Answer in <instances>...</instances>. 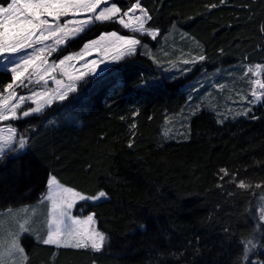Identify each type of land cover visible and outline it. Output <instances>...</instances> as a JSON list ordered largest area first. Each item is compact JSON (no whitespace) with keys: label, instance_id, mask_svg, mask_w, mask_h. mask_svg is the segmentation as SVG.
<instances>
[{"label":"trees","instance_id":"trees-1","mask_svg":"<svg viewBox=\"0 0 264 264\" xmlns=\"http://www.w3.org/2000/svg\"><path fill=\"white\" fill-rule=\"evenodd\" d=\"M115 2L126 10L135 0ZM142 5L153 17L148 27L161 31L157 40L137 35L142 44L158 47L174 25L201 45L202 65L209 70L264 63V34L258 30L264 0H142ZM110 31L131 34L118 23L98 24L58 55ZM9 82L10 74L0 71V91ZM186 82L164 77L139 49L81 81L77 92L38 117L11 121L19 133L29 130V141L0 162V212L40 201L50 174L84 194H108L100 202L78 203L74 214L94 213L110 247L92 253L33 245L32 264H234L241 239L256 229L264 189V105L255 108V120H221L203 109L191 119L188 139L164 141L167 117L188 102ZM220 169L251 188L239 189L230 176L220 179ZM260 257L264 262V250Z\"/></svg>","mask_w":264,"mask_h":264},{"label":"snow or ice","instance_id":"snow-or-ice-1","mask_svg":"<svg viewBox=\"0 0 264 264\" xmlns=\"http://www.w3.org/2000/svg\"><path fill=\"white\" fill-rule=\"evenodd\" d=\"M225 3L226 0H220V4ZM217 6L208 5L210 9ZM242 7L247 8L248 5ZM137 10L139 15L136 14ZM79 14L86 15L84 18H78ZM152 19L150 12L143 7L142 0L130 3L126 10L118 6L115 0H0V64L3 65L4 72L10 74V82L4 85L3 91H0V121L38 117L54 101H65L70 93L77 92L79 82L86 81V77L95 76L97 68L105 63V60L119 62L135 54L138 46L147 48L148 45L142 44V39L137 38V34L140 37L157 40L161 34L160 29L146 27ZM105 23H118L122 29H127L132 34L102 32L97 38L85 42L79 52L70 53L60 58L58 62L49 63L48 57L52 53L63 51L62 46L74 42L80 35L91 31L98 24ZM258 30L264 34V22L260 23ZM49 41L52 43H46ZM92 50L102 52L105 59L99 62H86L84 71L78 74L64 73L67 75V83L50 75L57 68L63 69L66 63L82 59ZM204 58L200 56L198 59ZM183 63L189 64L194 61L185 60ZM249 74L255 77L249 81L250 96L241 97L249 106L236 112L235 117L243 116L255 120L259 117L253 113V108L256 105H264V78H261L264 77V64L246 66V71L242 75L247 77ZM48 79L53 80L58 86L53 92L33 90L28 96L18 94L17 89H28L30 85H39L41 82L47 84ZM29 100L34 107L28 105ZM28 131L26 129L25 133H19L13 124L0 128V162L10 153L15 155L25 150L29 141ZM132 146L130 141L128 147ZM220 172L223 173L220 179L230 176L226 169H220ZM230 180L239 189L251 188L245 180H236L235 174H231ZM106 199L108 194L103 190L95 195H86L61 184L50 174L46 183V193L41 196V201H46L49 205L45 219L46 231L42 232L41 229L34 227V209L31 215H28L29 206L19 209L17 215H24L17 221L14 229L5 233L0 225V264H32L29 247L33 245L101 253L110 247L111 240L107 233L96 227L95 214L91 213L86 217L74 216L72 210L78 202ZM260 200L264 201V195L260 196ZM260 229H264V203L260 206L252 238H242L240 241L241 254L234 264H264L250 258L256 248H264V243L255 239V233ZM227 231L228 229H225V232ZM196 254H200L199 249H196ZM160 255L163 256L162 253ZM172 255L179 257L183 256V253Z\"/></svg>","mask_w":264,"mask_h":264},{"label":"rangeland","instance_id":"rangeland-1","mask_svg":"<svg viewBox=\"0 0 264 264\" xmlns=\"http://www.w3.org/2000/svg\"><path fill=\"white\" fill-rule=\"evenodd\" d=\"M136 14L139 15L138 10ZM85 15L86 14H79L78 18H84ZM69 19H71V17H69ZM146 27H148L147 24ZM125 30L131 33L129 30ZM118 33L120 35H129L122 34L120 32ZM137 35L139 36V34ZM46 43L52 42L49 41ZM139 49L157 62L164 77L168 79L182 78L188 80L184 86V91H186L188 95V102L180 112L170 114L167 117L162 134L164 141L188 139L190 136V121L198 112L203 109H210L214 111L221 120H237L243 117H235V114L236 112L241 111L249 106L247 101L242 100L241 97L250 96L251 88L249 81L255 77H252L250 74L249 76L245 77L242 74L244 71H246V66L248 65L264 64L260 62L248 63L246 61H242L231 66H224L214 70H209L206 68V66L202 65L205 58L203 60L198 59L200 56H204L201 45L190 35H188V33L176 27L171 28L165 34L162 39V43L159 44L158 47H152L149 44L147 48L138 46L137 51ZM80 50L70 53L79 52ZM60 52L61 51L52 53V55L48 57L49 63L53 61L58 62L60 58L70 54L68 53L63 56H59L58 54ZM101 59H105L104 54L98 50H92L90 53H86L82 59L68 62L65 64V66H63V69L57 68V70L50 75H54L56 79H60L67 83V75L64 73L78 74L79 72L84 71V65L86 62H99ZM185 60L194 61V63L185 64L183 63ZM116 63L118 62H109L108 60H105V63L100 64L97 68L96 75L102 73L107 68ZM185 69H190V71H185ZM0 71H4L2 64H0ZM220 85H223V87L221 88ZM57 87V84L53 80L48 79L47 84L41 82L39 85L33 84L30 85L28 89H17V91L18 94L28 96L33 90L37 92L47 90L49 93H51L56 90ZM27 103L32 107L35 106L30 100ZM257 106L259 105H256L253 108V113H255V108ZM8 124H12L11 121H0V128H5ZM261 195H264V189L260 193V196ZM262 203H264V201H261L259 197L258 210H260ZM26 206H29L28 215L32 214L33 209L35 210V216L33 217L35 220L34 227L41 229L42 232L46 231L45 219L47 215V208L49 206L48 203L46 201L42 202L40 200L34 204ZM22 207L24 206L11 208V212H9V209L0 212V225H2L3 231L5 233L8 230L14 229L17 225V221L22 219L24 214L17 215V211ZM75 207L72 210V214L77 216L74 214ZM96 227L98 228L97 219ZM255 239L260 243H264V229L256 231ZM263 250L264 248H256L251 253V260L260 261V254Z\"/></svg>","mask_w":264,"mask_h":264}]
</instances>
